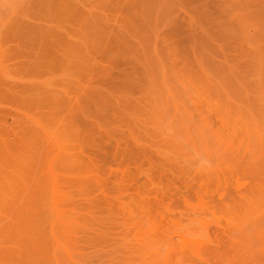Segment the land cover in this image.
Here are the masks:
<instances>
[{
	"label": "rangeland",
	"instance_id": "374dc122",
	"mask_svg": "<svg viewBox=\"0 0 264 264\" xmlns=\"http://www.w3.org/2000/svg\"><path fill=\"white\" fill-rule=\"evenodd\" d=\"M0 264H264V0H0Z\"/></svg>",
	"mask_w": 264,
	"mask_h": 264
},
{
	"label": "bare ground",
	"instance_id": "6f19581e",
	"mask_svg": "<svg viewBox=\"0 0 264 264\" xmlns=\"http://www.w3.org/2000/svg\"><path fill=\"white\" fill-rule=\"evenodd\" d=\"M64 164V163H63Z\"/></svg>",
	"mask_w": 264,
	"mask_h": 264
}]
</instances>
